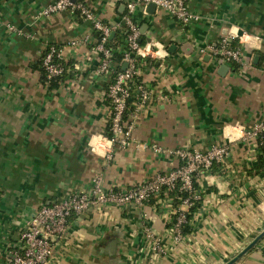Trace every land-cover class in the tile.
Returning <instances> with one entry per match:
<instances>
[{
    "label": "crops",
    "instance_id": "crops-1",
    "mask_svg": "<svg viewBox=\"0 0 264 264\" xmlns=\"http://www.w3.org/2000/svg\"><path fill=\"white\" fill-rule=\"evenodd\" d=\"M55 1L0 0V264H10L43 204L89 193L96 175L106 191L130 189L180 166L177 150L205 152L264 120V0H190L199 19L188 26L137 6L151 101L127 147L108 141L109 79L98 73V33L67 11L42 15ZM89 1L105 23L122 22L125 6ZM112 34L109 40L125 33ZM244 35L246 68L223 70L208 46ZM52 46L67 68L57 88L43 81L41 67ZM263 145L237 142L224 163L197 178L201 206L182 241L172 232L174 210L190 209L164 191L143 205L73 216L49 264L228 263L264 231V168L254 169ZM236 264H264V239Z\"/></svg>",
    "mask_w": 264,
    "mask_h": 264
},
{
    "label": "built area",
    "instance_id": "built-area-1",
    "mask_svg": "<svg viewBox=\"0 0 264 264\" xmlns=\"http://www.w3.org/2000/svg\"><path fill=\"white\" fill-rule=\"evenodd\" d=\"M111 1L116 5L125 6L120 24L105 23L94 13L89 0H57L49 5L42 15L50 16L67 11L90 22L93 31L98 33L99 45L95 48L96 52L101 54L98 73L109 79L107 99L111 104V119L108 141L127 147L132 143L135 119L151 101L150 90L142 81L143 67L138 60L148 58V52H145L141 44L143 32L133 19L137 6L146 8L153 3L184 26L197 21L199 16L190 10V0ZM117 30H122L126 34L127 49H121L124 56L120 62L113 59V52L107 47L109 38ZM246 36L240 37L239 43H236L232 36H223L216 43L209 45L207 51L219 63L237 67L236 69L243 71L247 66L244 52ZM41 65L49 81L63 78L67 72L61 51L54 46L44 54ZM124 66H126L125 69ZM136 85L137 90L133 88ZM136 91L138 94H135ZM232 137L229 135V141L225 144L212 146L205 152L177 150L174 154L180 160V166L168 173L158 174L147 182L136 184L130 189L106 191L102 176L96 175L93 179V188L89 193H78L59 202L43 204L20 234L19 246L11 257L10 264H49L54 255L56 243L68 233L71 218L99 206L129 203L143 205L162 191L169 192L179 185L181 191L190 194L181 205L190 209L195 202L201 200L200 191L194 189V179L212 170L215 164L224 163L237 142L250 143L255 140L263 145L264 120L256 123L253 128H237ZM112 153L110 148L106 154L107 160H112ZM174 211H176L174 212L176 219L172 225V232L176 241H182L183 226L188 222L189 211L182 209Z\"/></svg>",
    "mask_w": 264,
    "mask_h": 264
},
{
    "label": "trees",
    "instance_id": "trees-1",
    "mask_svg": "<svg viewBox=\"0 0 264 264\" xmlns=\"http://www.w3.org/2000/svg\"><path fill=\"white\" fill-rule=\"evenodd\" d=\"M97 37L99 39L98 35H97ZM125 38H126V34H119L116 37H114L112 40H109L108 43H107V47L112 50L113 59L116 62H120L123 59L124 54H123V52H121V49H127V46H126V43H125L126 42ZM138 60L141 62L140 65L144 68L143 60H141V59H138ZM41 67H42V65H41ZM42 71L44 73L43 74V81L45 83L49 82L50 88L59 87V85H60L59 83L62 81V78L52 79V80L49 81L47 79L46 73H45L43 68H42ZM257 163L258 164H257V166H255L254 169L259 170L260 168H264V160H263V158H259ZM193 186H194V189H198V183H197V179L196 178L194 179ZM162 192H164V191H162ZM168 193L170 194V197L173 199L174 206H176V207L178 205H181L182 201L184 199H186L190 195L187 192L181 191V189L179 188V185L176 186L173 190H170ZM200 206H201V201H197V202L194 203V206H192L190 208V211H189V213L187 215L188 222L183 226V233L185 235H187V234L192 232V228L193 227H192L191 220L193 218V214L198 210V208ZM174 221H175V219H174Z\"/></svg>",
    "mask_w": 264,
    "mask_h": 264
},
{
    "label": "water",
    "instance_id": "water-1",
    "mask_svg": "<svg viewBox=\"0 0 264 264\" xmlns=\"http://www.w3.org/2000/svg\"><path fill=\"white\" fill-rule=\"evenodd\" d=\"M156 5L151 3L148 5V9L152 10L153 12L156 10ZM114 36V34L111 35V38ZM126 66H124V69ZM223 70H227L229 67L226 65H223ZM264 239V231L261 232L244 250H242L236 257H234L232 260H230L226 264H236L240 259H242L248 252H250L252 249H254L262 240Z\"/></svg>",
    "mask_w": 264,
    "mask_h": 264
},
{
    "label": "clouds",
    "instance_id": "clouds-1",
    "mask_svg": "<svg viewBox=\"0 0 264 264\" xmlns=\"http://www.w3.org/2000/svg\"><path fill=\"white\" fill-rule=\"evenodd\" d=\"M235 31V29H233Z\"/></svg>",
    "mask_w": 264,
    "mask_h": 264
}]
</instances>
